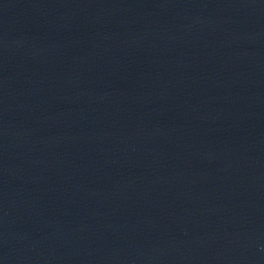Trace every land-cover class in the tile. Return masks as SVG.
Masks as SVG:
<instances>
[{"label": "water", "instance_id": "95a60500", "mask_svg": "<svg viewBox=\"0 0 264 264\" xmlns=\"http://www.w3.org/2000/svg\"><path fill=\"white\" fill-rule=\"evenodd\" d=\"M0 264H264V0H0Z\"/></svg>", "mask_w": 264, "mask_h": 264}]
</instances>
